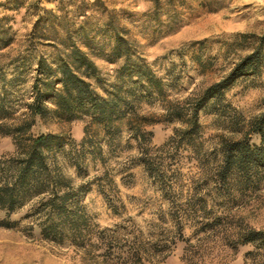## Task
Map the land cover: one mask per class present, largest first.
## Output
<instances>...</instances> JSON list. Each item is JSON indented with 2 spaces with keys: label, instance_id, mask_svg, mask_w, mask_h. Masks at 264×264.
Segmentation results:
<instances>
[{
  "label": "trees",
  "instance_id": "16d2710c",
  "mask_svg": "<svg viewBox=\"0 0 264 264\" xmlns=\"http://www.w3.org/2000/svg\"><path fill=\"white\" fill-rule=\"evenodd\" d=\"M59 1L58 6L63 4V0ZM74 1L71 15L63 6L60 13L41 8L24 49L0 62V134L11 136L16 146L14 152L0 155V210L5 212L0 226L14 227L16 220L10 219L11 214L30 204L24 217L32 218L42 239L57 244L69 242L88 254L93 264H144L154 257L164 259L178 241L188 243L184 235L187 223H198V232L224 225L228 214L223 209L234 200V193L258 188L264 181V108L239 130V136H221L220 158L207 166L203 177L192 182L186 191L177 185L180 172L173 166L181 157L195 159L202 167L207 164V153L200 140L199 111L211 99L217 100L235 79L257 73L264 54L260 47H255L199 94L169 99L164 93L163 78L150 67L137 50L136 40L105 10L102 1ZM153 2L155 13L165 8L163 14L174 19L179 4L174 0ZM24 6L25 0L0 2L6 10ZM94 9L97 21L90 22ZM13 23L12 15H0V54L14 41ZM102 35L108 37L105 60L119 61L110 74L112 79L101 73L91 56L99 49L94 44L96 38ZM72 36L88 50L74 43ZM39 44L54 47L55 55L48 58L38 53ZM33 60L31 99L25 102V110L16 114L14 88L26 83L24 71L32 68ZM155 98L164 101V112L145 114L138 110L140 103ZM48 117L85 120L83 137L76 141L60 132L33 133L37 119ZM176 121L182 125L174 127L164 143L152 144L153 133L148 126ZM123 130L128 133L124 146L132 147L129 141L134 140L137 148L129 166L142 165L168 203L158 212V221L147 235L142 230L121 231L119 225L102 227L79 203L91 183L100 179L96 182L99 191L108 206L119 212L105 187L112 188L113 184L107 169L91 180L75 184L56 162L57 152H63L81 174L87 158L104 163L105 152L116 151ZM166 222L171 223L167 226ZM234 243H250L264 249V228L245 225ZM189 245L190 254L184 253L182 259L186 264H194L196 250Z\"/></svg>",
  "mask_w": 264,
  "mask_h": 264
},
{
  "label": "rangeland",
  "instance_id": "374dc122",
  "mask_svg": "<svg viewBox=\"0 0 264 264\" xmlns=\"http://www.w3.org/2000/svg\"><path fill=\"white\" fill-rule=\"evenodd\" d=\"M101 1L105 10L111 12L114 20L126 29L128 36L136 40L137 50L154 72L163 78L166 84L164 93L169 99L199 94L207 85L225 76L242 56L255 47H260L264 54V0H174L179 5L176 16L171 20L163 14L165 8L154 12L153 0ZM58 4L59 0H25V6L18 10L0 7V15L10 14L14 18V41L0 54V62H6L24 49L41 8L60 13V6H63L69 15L74 13V0H63L62 5ZM97 16L94 9L90 22H96ZM78 25L76 22L75 28ZM107 38L105 35L96 38L94 44L99 49L91 56L101 73L112 79L110 74L119 61L111 63L105 60L104 54L109 52ZM72 41L88 50L77 37L72 36ZM57 46L61 47L59 43ZM39 51L48 58L56 52L48 44H39ZM34 62L31 69L24 71L28 77L26 83L14 88L18 101L16 114L25 110V102L31 99ZM10 71L8 69V73ZM7 76L10 77L9 74ZM164 105L161 98H155L140 103L138 110L145 114H160L164 112ZM263 108L264 61L257 73L235 79L217 100L211 99L199 111L202 125L200 140L209 160L202 167L195 159L181 157L173 165L180 172L177 185L186 191L192 182L200 180L204 170H208L207 166L220 158L221 136H239V130L245 128L247 122ZM85 122L51 117L37 119L32 132H60L79 141L84 135ZM181 125L180 121H176L148 126L153 133L152 144L161 145L172 134L173 128ZM127 135V131L123 130L121 145L115 152H105L104 163L99 159L87 158L81 174L68 162L63 152H57L56 162L75 184L91 180L107 169L113 184L112 188L108 185L105 187L119 212L115 213L108 206L99 191L96 182L100 179L91 183L79 203L102 227L119 225L121 231L142 230L147 235L154 222L158 221V212L165 209L168 203L142 165L129 166L130 158L137 154V148L134 140L129 141L132 147L124 146ZM15 148L11 136L0 134V155L10 154ZM101 182L105 180L101 179ZM234 196V200H230L223 209V213L228 214L224 225L199 232L198 223H187L184 228V235L194 248L191 250H196L194 264H264V249L250 243H234L235 236L243 226L264 228V181L258 188L237 191ZM29 207L30 204H27L11 214L10 219L16 220L14 227L0 226V264H93L88 254L69 242L57 244L42 239L38 226L32 224V218L24 217ZM3 217L5 212L0 210V219ZM170 223L166 222L167 226ZM188 243L178 241L166 258L154 257L144 264H186L182 255L190 254Z\"/></svg>",
  "mask_w": 264,
  "mask_h": 264
}]
</instances>
